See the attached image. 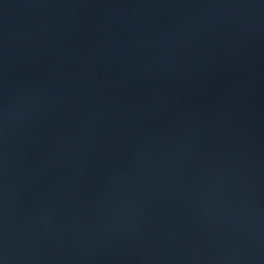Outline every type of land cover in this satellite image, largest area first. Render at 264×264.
Returning <instances> with one entry per match:
<instances>
[{
	"label": "water",
	"instance_id": "95a60500",
	"mask_svg": "<svg viewBox=\"0 0 264 264\" xmlns=\"http://www.w3.org/2000/svg\"><path fill=\"white\" fill-rule=\"evenodd\" d=\"M0 264H264V0H0Z\"/></svg>",
	"mask_w": 264,
	"mask_h": 264
}]
</instances>
